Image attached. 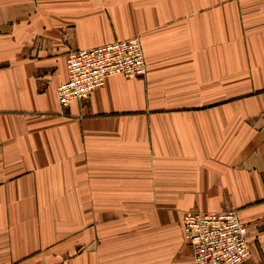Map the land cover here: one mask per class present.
<instances>
[{
  "label": "crops",
  "instance_id": "crops-1",
  "mask_svg": "<svg viewBox=\"0 0 264 264\" xmlns=\"http://www.w3.org/2000/svg\"><path fill=\"white\" fill-rule=\"evenodd\" d=\"M133 35L143 76L58 104ZM229 208L264 264V0H0V264H194L183 214Z\"/></svg>",
  "mask_w": 264,
  "mask_h": 264
},
{
  "label": "built area",
  "instance_id": "built-area-1",
  "mask_svg": "<svg viewBox=\"0 0 264 264\" xmlns=\"http://www.w3.org/2000/svg\"><path fill=\"white\" fill-rule=\"evenodd\" d=\"M66 78L55 87L58 104L84 99L115 74L143 76L146 63L138 36L114 40L91 48L71 50ZM185 243L192 249L194 264H240L250 256L247 226L235 209L186 211L181 220Z\"/></svg>",
  "mask_w": 264,
  "mask_h": 264
}]
</instances>
